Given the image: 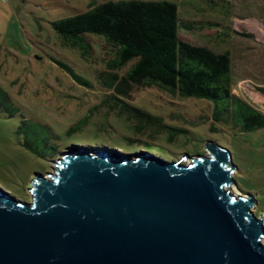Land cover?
<instances>
[{"label":"rangeland","instance_id":"374dc122","mask_svg":"<svg viewBox=\"0 0 264 264\" xmlns=\"http://www.w3.org/2000/svg\"><path fill=\"white\" fill-rule=\"evenodd\" d=\"M104 1L120 0H0V96L7 98H0V189L15 199L31 202L28 191L34 174L49 179L50 170L62 154L78 151L70 139L102 140L137 150L151 148L155 156L160 152L161 158L182 164H188L196 155L208 156L203 147L206 141H213L231 154L234 184L227 190L251 195L255 202L251 210L255 216H263L264 226V127L244 133L210 131L202 100L174 96L157 88L134 86L128 99L114 95L106 88V74L116 73L119 78L130 64L110 70L104 64L112 60L111 52H101L104 64L97 58H82L53 29L54 21ZM165 1L177 5L179 18L195 22L190 29L181 28V36L194 44L230 51L232 93L264 114V95L256 90L264 88V0ZM87 36L96 38L94 51L106 49L102 37ZM90 55L96 57L92 51ZM59 62L87 84L77 82ZM100 70L104 71L99 75ZM111 94L161 118L175 132L154 134L152 124L144 131L128 130L125 119L113 112L121 104L107 98ZM3 101L14 110L13 117L2 113ZM85 118L86 124L82 123ZM72 125L76 128L64 136ZM32 133L50 145L58 144L61 151L57 158L49 163L24 147ZM75 146L91 155L96 151L113 158L116 153L122 154L115 148H109L114 152L87 149L85 142Z\"/></svg>","mask_w":264,"mask_h":264},{"label":"water","instance_id":"95a60500","mask_svg":"<svg viewBox=\"0 0 264 264\" xmlns=\"http://www.w3.org/2000/svg\"><path fill=\"white\" fill-rule=\"evenodd\" d=\"M74 148L34 174L31 202L0 189V264H264L263 216L227 190V148L206 141L188 164Z\"/></svg>","mask_w":264,"mask_h":264},{"label":"trees","instance_id":"16d2710c","mask_svg":"<svg viewBox=\"0 0 264 264\" xmlns=\"http://www.w3.org/2000/svg\"><path fill=\"white\" fill-rule=\"evenodd\" d=\"M194 23L178 17L177 5L174 2L120 0L93 5L85 12L54 21L52 26L69 47L77 49L82 58H97L100 64H104L101 52L107 55L111 52L112 60L104 64L110 70L117 71L130 64L124 75L119 78L116 73L106 74L109 81L106 88L114 91V95L128 99L134 86L157 88L174 96L202 100L208 113L205 118L208 119L210 131L244 133L263 128L264 114L232 93L230 51H218L194 44L180 35L181 28L190 29L189 26ZM88 34L102 37L106 49L94 51L93 41L96 38H91ZM91 51L96 57L90 55ZM59 65L77 82L87 84L66 65L60 62ZM103 71L100 70L99 75ZM256 90L264 95V88L259 87ZM111 95L107 98L111 97L121 104L118 109L114 108L113 112L125 119V127L128 130L144 131L150 124L155 125L154 134L169 130L161 118L148 115L121 98ZM0 98L4 101L7 99L5 96ZM4 101L2 103L6 112L2 113L6 117H13L14 110ZM86 118L82 123H87ZM23 123L24 121L22 126ZM75 128V125L69 126L64 131V136L69 135ZM174 132V129H170L168 133L170 135ZM26 140L23 146L49 163L60 154L61 148H58V144L50 145L45 139L37 138L34 133ZM69 141L73 147L85 142L87 149L114 152L109 148H115L124 155L142 152L141 150L151 153L154 151L144 147L138 151L132 147L126 148L102 140ZM156 153V156L161 157L160 152Z\"/></svg>","mask_w":264,"mask_h":264}]
</instances>
